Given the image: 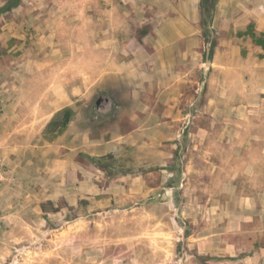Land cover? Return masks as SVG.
<instances>
[{
	"label": "rangeland",
	"instance_id": "374dc122",
	"mask_svg": "<svg viewBox=\"0 0 264 264\" xmlns=\"http://www.w3.org/2000/svg\"><path fill=\"white\" fill-rule=\"evenodd\" d=\"M205 1L0 0V264H264V0Z\"/></svg>",
	"mask_w": 264,
	"mask_h": 264
},
{
	"label": "crops",
	"instance_id": "0c3cea01",
	"mask_svg": "<svg viewBox=\"0 0 264 264\" xmlns=\"http://www.w3.org/2000/svg\"><path fill=\"white\" fill-rule=\"evenodd\" d=\"M192 1H193V4L196 3V5H199V1L200 0H192ZM196 17H197L196 15H195V18H194V16H191L190 19L194 21V20H196ZM187 36L190 37V38H193L194 37V32L191 31V30L188 31ZM189 50H193V46H190L189 47ZM219 61H220V59H217V63H220ZM223 63H227L228 74L229 75H232L233 70H235V68H236L237 60H236V57H235L234 54L231 55V51L230 50H229V53H228V60H227V62H223Z\"/></svg>",
	"mask_w": 264,
	"mask_h": 264
},
{
	"label": "trees",
	"instance_id": "16d2710c",
	"mask_svg": "<svg viewBox=\"0 0 264 264\" xmlns=\"http://www.w3.org/2000/svg\"><path fill=\"white\" fill-rule=\"evenodd\" d=\"M205 2L206 1L203 0V2L200 5V8H203ZM14 4H15L14 2H11L7 7H0V12L12 7V5H14ZM214 4H215V0H213V3L211 4L212 8H213ZM212 18H213V14H209L207 17H204V14L202 13V10H201V12H200V23H201V25L203 24V22H206V24H207V21H209V20L211 21Z\"/></svg>",
	"mask_w": 264,
	"mask_h": 264
},
{
	"label": "built area",
	"instance_id": "2783aa9c",
	"mask_svg": "<svg viewBox=\"0 0 264 264\" xmlns=\"http://www.w3.org/2000/svg\"><path fill=\"white\" fill-rule=\"evenodd\" d=\"M6 177H7L6 167L4 166L3 162L0 160V187L2 186ZM1 227H2V217L0 215V230Z\"/></svg>",
	"mask_w": 264,
	"mask_h": 264
}]
</instances>
